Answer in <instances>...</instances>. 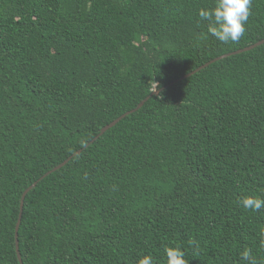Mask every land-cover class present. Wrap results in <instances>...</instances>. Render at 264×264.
<instances>
[{"label":"trees","instance_id":"1","mask_svg":"<svg viewBox=\"0 0 264 264\" xmlns=\"http://www.w3.org/2000/svg\"><path fill=\"white\" fill-rule=\"evenodd\" d=\"M214 3L0 0V264L30 187L21 264H264V0L235 44Z\"/></svg>","mask_w":264,"mask_h":264},{"label":"clouds","instance_id":"2","mask_svg":"<svg viewBox=\"0 0 264 264\" xmlns=\"http://www.w3.org/2000/svg\"><path fill=\"white\" fill-rule=\"evenodd\" d=\"M251 4L252 0H215L211 8H198L200 21L206 22L207 27V32L202 33L201 37L206 39L211 35L224 44L238 43L246 32L245 25L249 19ZM238 204L246 212H258L264 208V198L242 196ZM261 235L264 237V232ZM192 244L199 249L200 245L197 242L193 241ZM260 246L264 247V239H261ZM163 253L166 264H187L185 253L179 246L165 247ZM241 257L249 264H256L250 249H244ZM136 264H153V257L142 256L138 258Z\"/></svg>","mask_w":264,"mask_h":264},{"label":"water","instance_id":"3","mask_svg":"<svg viewBox=\"0 0 264 264\" xmlns=\"http://www.w3.org/2000/svg\"><path fill=\"white\" fill-rule=\"evenodd\" d=\"M262 43H264V40H263V41H260V42H258V43H256V44L253 45V46H250V47L245 48V49H243V50L237 51V52H235V53H241V52H244V51H248V50H250V49H252V48H254V47H256V46L261 45ZM235 53H233V54H235ZM230 55H231V54H230ZM227 56H228V55H225V56L219 57V58H217V60H219V59H221V58H223V57H227ZM206 65H207V64H205L204 66H201V67H200L199 69H197L196 71L202 69V68L205 67ZM196 71H194V72H196ZM194 72H193V73H194ZM157 93H158V92H155L154 94L156 95ZM147 99H148V98H146L145 100H143L142 102H140V103L138 104V106H137L134 110H132L131 112L125 113L124 115L120 116L118 119H116V120H115L114 122H112L111 124L105 126V127L101 130V133H103V132L106 131L107 129L111 128L112 126H114L118 121L122 120L124 117H126L127 115H129V114L132 113L133 111L139 109V108L144 104V102H145ZM63 165H64V163L61 164V165H59V166H57L54 170L60 168V167L63 166ZM30 188H31V187H30ZM30 188H28V189L24 192V194H23V196H22V198H21L20 208H19V215H18V220H17V224H16V226H15V235H14V236H15V245H16V246H15V249H16V254H17V257H18V260H19V263H20V264H21V260H20V256H19V252H18V246H17V230H18L19 221H20V218H21V212H22V206H23V198H24L25 194L29 191Z\"/></svg>","mask_w":264,"mask_h":264}]
</instances>
